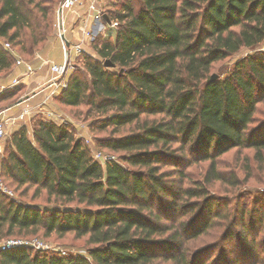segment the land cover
<instances>
[{"label":"trees","instance_id":"obj_1","mask_svg":"<svg viewBox=\"0 0 264 264\" xmlns=\"http://www.w3.org/2000/svg\"><path fill=\"white\" fill-rule=\"evenodd\" d=\"M57 2L0 0V73L14 67L4 41L19 55L43 48ZM103 8L117 26L92 40L83 72L53 99L86 107L77 117L87 128L108 131L92 139L95 151L115 157L101 163L82 138L42 117L11 133L0 160L4 183L21 196L30 191L28 202L0 192V240L73 234L86 253L0 249V264H264V207L255 198L228 214L210 193L236 183L218 165L233 149L252 150L264 167V118L256 116L264 51L208 81L216 62L264 43V0H118ZM200 161L208 163L202 179L187 185L186 167ZM219 219L226 226L213 234ZM205 236L212 240L193 248ZM233 238L243 249L212 254Z\"/></svg>","mask_w":264,"mask_h":264},{"label":"rangeland","instance_id":"obj_2","mask_svg":"<svg viewBox=\"0 0 264 264\" xmlns=\"http://www.w3.org/2000/svg\"><path fill=\"white\" fill-rule=\"evenodd\" d=\"M59 1L60 0H58V2ZM113 1L118 2V0H102V5L106 6L107 2L111 3ZM58 2H57V4H58ZM57 4L55 5L54 20L52 21L51 31L49 33L47 40L44 43L43 48L39 49L38 51H35L33 54H30V55L20 52L21 57L23 59L29 61L33 65L34 68H37L39 66L41 60H43V59H49L50 61H53V62L57 61L55 63H60L64 59V54L62 53V46H61V42H60L59 37H58V30H57V26H56V7H57ZM66 23H67V27L69 29L68 35H67V38H68L69 33H71V29L75 30L76 28L74 27V25L76 26L79 23L77 20V16L75 14L73 15L71 12H68L66 14ZM104 26H105L104 31H102V32L99 31L100 32L99 35H96V33L99 30L96 27L95 33H94L95 37L97 36L96 38L99 39V38H102L103 36H105L104 33H106L109 30V28L105 22H104ZM71 39L72 40L69 39L70 42L74 43L75 42L74 37L71 36ZM88 47H89V51H91V53H92V50L90 49V44L88 45ZM69 49H70L69 50L70 51V54H69L70 66H69V70H68L66 79H68V77L73 72H77V73L83 72L82 64H81V56L82 55L75 54V52L73 50L71 51V48H69ZM256 50L263 52L264 51V43H262L260 46H258L255 49L242 48L239 52H237L236 54H234L230 58L216 62L213 65V70H212L211 74L215 73L219 77L225 76L228 73V71L230 70V68L233 66V64L236 60L244 57L247 53H251V52H254ZM94 55L96 56V54H94ZM38 71H40V70L35 69V73L30 76L31 79L34 76H36V73ZM5 72L0 73V110L11 105L15 100H17L18 98H21V96H24V94L29 93L30 90L34 87V84H32V83L27 84L28 87L26 89H22V88L20 89V87L18 86V87H16L17 91H15L14 94H8L7 91H9V88L7 86L10 84V82L12 81V79L14 77H20V79L23 80V78H22L23 72H22V70H20L19 72L16 73V72H14L13 67H12L11 71H9V72L5 71ZM81 76H82V74H81ZM38 97H39V95H38ZM34 102L35 101L32 100L28 103V105L25 104V105H22L21 107H18V110H16L17 107L13 110L15 113H18L22 107L32 105ZM49 107L51 109L57 111L61 115L66 116V118H68L71 121L70 124L65 125V124L61 123L60 121L55 120V122H57L58 124H62L64 126H66L67 128H69L75 134V136L77 138H79L80 134L84 135L87 139V141H84V142L91 146L92 152L96 150L95 146L92 143V139L94 138V136L96 135V136L101 137V136H105L108 133V131H93V132H91L87 128L88 121H83L81 118L77 117L78 116L77 112L78 111H81V113L84 112L86 107H79V108L64 107L62 105L60 106L56 102V100H54V99L51 101ZM14 112L9 111V113H7V114L13 115ZM256 116H257L258 120H261L262 118H264V103H260L258 105V112H257ZM38 118H42V116L40 114H38L35 110H33L29 115H27L25 117V119L23 121L14 122V123L10 122L7 124L5 136L2 139V142L0 143L1 144L0 145V148H1L0 149L1 150L0 151V160L3 158V156L5 154V146H6L7 142L9 141L11 133L15 129L19 128L22 125L31 126L33 120L38 119ZM100 151L102 152L103 155L108 154V152L106 153L103 150H100ZM111 156H114V155L111 154ZM207 165H208L207 161H200L198 163L190 164L189 166H187L185 171L188 173V178H187L188 182L186 180V182H187L186 184L193 186V184H196V182H199L202 179V176L206 171ZM218 165L222 170L226 171L229 176H233V174H234L235 177L237 178L236 183H234V184L223 182V183H216V184L210 186V193L211 194H214V195L222 198L223 202L228 203V207H227V213L228 214L232 211L233 207H235V206H238V207L242 206V205H247L248 207L252 206L253 205L252 201L255 198L257 199V201L255 200L257 205L264 207V167L258 168V165L253 158V151L252 150H250V149H242V150H236L235 149L234 150L233 149V150L223 154L218 159ZM4 178L6 179V182L8 183V179L6 177H4ZM9 185L10 186H8V185L7 186L13 190V185H11L10 183H9ZM29 195H30V191L26 194V196H21V195H19L18 190L17 191L13 190V196L9 197V198H13L14 200H17V201L28 202L29 201ZM225 226H226V220L225 219H219L218 225H217V227L214 228L213 234L221 233ZM235 229L238 230V227ZM263 233H264V229H262V232L260 233V235H262ZM210 235H212V233ZM34 237H36V236H34ZM8 238L27 239V238H32V237H14V236H11V237H7L5 239H8ZM44 240L46 242L50 243L51 245L56 246V247H62V248H66V249L76 250V251H79L81 254L86 253L84 245H83V239L82 238L77 239L74 237L73 234H67L63 238H56L55 236H51L47 239L44 238ZM210 240H212L211 237L205 236L202 238H198L191 245L193 246V248H197V247H200L202 245L207 244V241L209 242ZM243 247H244V245H242L237 240V238H235L233 241L226 240L224 243H222L220 245V247H218V249H216V251H214L213 253L211 251L210 253H212V254H215L218 252L224 253V252H227L229 249H232V250H235L236 252H239L241 249H243ZM210 253H208V255H206L207 259H211L213 257V255Z\"/></svg>","mask_w":264,"mask_h":264},{"label":"built area","instance_id":"obj_3","mask_svg":"<svg viewBox=\"0 0 264 264\" xmlns=\"http://www.w3.org/2000/svg\"><path fill=\"white\" fill-rule=\"evenodd\" d=\"M82 11V12H81ZM71 12L73 15L77 16L78 24L71 29V33L74 34V43L70 42L67 38L68 27L66 23V14ZM104 8L102 5V0H60L56 7V26L58 30V37L62 46V53L64 54V59L60 63H55L49 59L41 60L39 66L34 68L33 65L23 59L19 54L13 51L9 42H4L2 47L4 50L9 51L14 56V67L22 68V78H29L35 73V69L42 70L46 69L48 73L47 78L34 90H31L26 96L28 98L34 97L36 94L41 93V100L34 106H25L18 113L13 115H8L10 107H6L0 110V143L5 136L6 127L8 123L21 122L29 115L33 110L40 114L46 120H58L61 123L67 125L71 121L66 118V116L61 115L57 111L49 107L53 98L58 94V92L66 87L67 85V73L70 66V49L73 50L75 54H89L92 55L89 51L88 45L92 42L95 35L96 27L98 31H104L105 26L104 22L110 28H115L117 26V21L110 20L109 24L104 20ZM98 22L94 28V24ZM62 37H65L68 44H64ZM22 80L20 77H14L10 84L7 86L9 89L18 86ZM5 89V88H4ZM7 89V88H6ZM79 138H82L84 141H87L86 137L80 134ZM1 145V144H0ZM1 149V148H0ZM1 151V150H0ZM92 157L96 160H99L101 163H104L105 160L112 158V156L103 155L101 151H93ZM0 192L4 193L8 197L13 196V190L9 188L3 181L0 175ZM17 247H27L33 251H50L56 253L60 256L69 255V254H81L79 251L66 249L62 247H56L46 242L44 239L39 237H32L27 239L22 238H8L2 239L0 241V249L8 250Z\"/></svg>","mask_w":264,"mask_h":264},{"label":"crops","instance_id":"obj_4","mask_svg":"<svg viewBox=\"0 0 264 264\" xmlns=\"http://www.w3.org/2000/svg\"><path fill=\"white\" fill-rule=\"evenodd\" d=\"M84 1V3H85V0H83ZM70 18V17H69ZM95 23V22H94ZM98 24V22L97 23H95L94 24V27H96V25ZM99 32V31H98ZM96 33V35H99L100 34V32H102V31H100L99 33ZM74 35H75V33L74 34H72V33H69V36H68V39H70V40H72L71 39V36L72 37H74ZM55 62H57V61H55ZM13 70H14V72H19L20 70H22V68L21 67H13ZM13 73V72H12ZM47 75H48V73L46 72V69H42V70H40V71H38L37 73H36V76H34L32 79H31V77L30 78H24L23 80H22V82L18 85V86H22V88L23 89H26L28 86H27V84H34V87L31 89V90H34L35 88H36V86H38V84H40V83H42L46 78H47ZM30 90V91H31ZM28 93H26V94H24V96H21V98H18L14 103H12L11 105H9V106H7V107H10V109H9V111H12V112H14V110L13 109H15L16 107V110H18V107H21L22 105H25V104H27L28 105V103L30 102V101H32V100H34L35 102L32 104V105H29V106H34L35 104H37L40 100H41V98H42V94L41 93H39V94H36L34 97H31V98H28L26 95H27ZM38 95H39V97H38ZM38 97V98H37ZM20 100V101H19ZM23 108V107H22ZM21 108V109H22ZM20 109V110H21ZM9 111H8V113H9ZM13 114H15V112L13 113Z\"/></svg>","mask_w":264,"mask_h":264},{"label":"water","instance_id":"obj_5","mask_svg":"<svg viewBox=\"0 0 264 264\" xmlns=\"http://www.w3.org/2000/svg\"><path fill=\"white\" fill-rule=\"evenodd\" d=\"M104 20L109 24V19L106 16V14L104 15ZM62 41H63L64 44H68V42H67L65 37H62ZM103 64H104L105 67L112 66V64L109 62V60H105L103 62ZM216 77H217V74L213 73V74H211V76H210L208 81H211V80L215 79Z\"/></svg>","mask_w":264,"mask_h":264}]
</instances>
